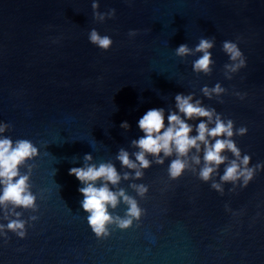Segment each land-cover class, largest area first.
<instances>
[{
  "label": "water",
  "instance_id": "obj_1",
  "mask_svg": "<svg viewBox=\"0 0 264 264\" xmlns=\"http://www.w3.org/2000/svg\"><path fill=\"white\" fill-rule=\"evenodd\" d=\"M92 2L0 0V122L11 125L3 135L38 149L27 162L35 165L29 183L37 211L17 209L24 220L38 218L25 238H0V264H264V169L243 189L230 192L225 184L220 195L189 171L170 180L172 158L153 164L141 180L117 186L145 214L128 229L110 226L104 239L89 228L83 185L69 175L85 154L97 166L111 161L129 171L115 159L118 150L136 151L130 142L144 135L138 121L149 109L163 108L166 125L178 93H194L234 128L245 126L233 140L251 157L249 166L264 163V0H97L98 11L115 9L103 23L93 20ZM93 28L112 39L107 51L89 42ZM130 30L138 34L129 37ZM212 37L210 75L192 71L199 53L174 54L181 44L192 48ZM223 41L237 43L246 58L231 80L224 77ZM216 83L227 90L223 103L200 91ZM187 122L196 135L200 120ZM129 183L148 192L140 198ZM125 211L123 204L110 209L121 217Z\"/></svg>",
  "mask_w": 264,
  "mask_h": 264
},
{
  "label": "clouds",
  "instance_id": "obj_2",
  "mask_svg": "<svg viewBox=\"0 0 264 264\" xmlns=\"http://www.w3.org/2000/svg\"><path fill=\"white\" fill-rule=\"evenodd\" d=\"M98 8L97 0H93L91 9L94 21L103 23L106 18L112 19L115 16V9L100 12ZM137 34V30L128 32L129 37ZM88 40L103 51H107L113 43L109 36H102L95 28L89 31ZM55 42L57 41L53 40V43ZM214 43V37L201 38L192 48L187 44L179 45L174 54L183 59L199 53V58L192 63V71L210 75L214 63L210 50ZM222 51L229 61L223 65L224 77L231 80L233 74L246 67V58L237 43L232 41H223ZM200 91L203 97L209 100L216 97L218 103H223L219 98L227 90L220 83H216L211 88L204 86ZM233 94L241 100L246 95L240 92ZM174 101L175 111L168 110L166 125L163 108L149 109L138 121V128L144 135L130 142V147L136 151L130 153L124 148L118 150L115 159L119 161L121 168L129 171L118 172L111 161L101 162L97 166L92 163L91 154L84 155L82 167L69 169V175L75 176L83 185L78 189L83 196L81 207L87 213L88 226L97 239L107 238L110 235V226L114 225L120 230L128 229L145 214L138 201L126 194L124 188L117 186L122 180H141L144 170L153 164L163 165L165 159L172 158L167 168L170 180H176L185 171H189L200 181L210 182V188L220 195L224 194L225 184H231L230 192L236 190L237 184L243 189L261 169H264V163L249 166L251 157L248 154L242 155L233 140L234 136L247 133L245 126L234 128L231 119H222L215 108L206 107L200 99H194V93H178ZM197 119L200 122L195 125L196 135L193 136V125L187 121ZM120 127L127 131L130 125L125 121ZM10 129V124L0 122V220L7 221L6 224L0 223V238H3L5 243L9 232L20 239L25 238L26 225L38 218L32 215L24 220L21 218V211H17H37L36 196L31 192L29 183L35 165L27 162L38 155V149L30 140L13 141L11 137L4 136ZM226 153H230L231 158ZM221 165H224L222 175L219 173ZM21 167L26 168L24 173L20 172ZM128 187L140 198L148 192V186L145 184L129 183ZM120 204L126 206L123 217L110 212V209L115 210ZM225 210L230 211L227 205Z\"/></svg>",
  "mask_w": 264,
  "mask_h": 264
}]
</instances>
